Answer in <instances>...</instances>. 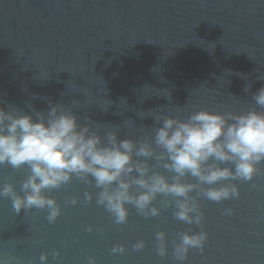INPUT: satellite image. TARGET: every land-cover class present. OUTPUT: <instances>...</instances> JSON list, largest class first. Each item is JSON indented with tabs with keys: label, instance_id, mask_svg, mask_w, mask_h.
<instances>
[{
	"label": "water",
	"instance_id": "obj_1",
	"mask_svg": "<svg viewBox=\"0 0 264 264\" xmlns=\"http://www.w3.org/2000/svg\"><path fill=\"white\" fill-rule=\"evenodd\" d=\"M261 75L264 0H0V107L34 120L50 103L62 105L101 136L113 128L119 139L139 143L160 127L156 114L186 120L200 109L248 111L264 88ZM258 168L251 182H224L239 185V198H199L209 236L204 252L191 249L183 264H264V161ZM28 174L26 167L0 166V184L10 181L19 192ZM86 191L93 194L87 205ZM98 191L73 178L47 192L62 208L54 223L46 210L16 214L10 198H0V264H40L43 252L53 264V250L60 253L54 264H87L89 256L97 264H178L177 233L201 230L176 220L172 208L144 218L132 205L128 222L116 225L97 206ZM73 197L81 202L66 203ZM228 207L233 215L222 214ZM157 231L167 233L163 258ZM139 239L145 248L137 252ZM117 244L127 251L111 252Z\"/></svg>",
	"mask_w": 264,
	"mask_h": 264
},
{
	"label": "clouds",
	"instance_id": "obj_2",
	"mask_svg": "<svg viewBox=\"0 0 264 264\" xmlns=\"http://www.w3.org/2000/svg\"><path fill=\"white\" fill-rule=\"evenodd\" d=\"M252 99L255 107L241 113L200 109L186 120L156 114L154 119L160 127L139 143L119 139L113 128L101 136L91 123L86 120L80 124L73 111L62 105L50 103L47 114L37 112L35 120L15 109L0 107V166L26 167L29 172L19 192L10 181L0 184V198H10L16 214L46 210V219L54 223L62 208L47 192L70 185L75 178L99 189L95 202L116 225L128 222V205L144 218L158 217L162 208H172L176 220L201 226L197 232L177 233L178 240L173 241V256L183 264L191 249L204 252L209 236L202 227L204 213L199 198L213 202L239 198V185L224 182H251L261 171L258 165L264 161V111L257 109H264V88ZM144 115L140 113L141 118ZM151 159L156 164L149 165ZM186 177H194L196 182ZM158 197H163L159 206L155 203ZM92 200V192L86 191L82 203L87 205ZM80 202L76 197L66 201L71 205ZM222 214L233 215L234 209L228 207ZM86 231L92 232V226ZM155 239L157 255L166 257L167 233L157 231ZM144 248L143 239L133 245L137 252ZM126 251L123 244L111 249L113 253ZM59 256L58 250L51 252L53 264ZM39 261L49 264V253H41ZM87 264H97V260L89 256Z\"/></svg>",
	"mask_w": 264,
	"mask_h": 264
}]
</instances>
